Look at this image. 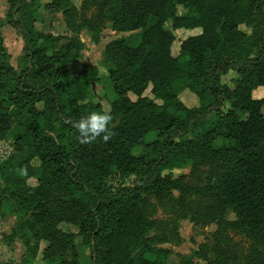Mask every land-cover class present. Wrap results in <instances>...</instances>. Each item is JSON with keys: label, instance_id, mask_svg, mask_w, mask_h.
Returning <instances> with one entry per match:
<instances>
[{"label": "trees", "instance_id": "16d2710c", "mask_svg": "<svg viewBox=\"0 0 264 264\" xmlns=\"http://www.w3.org/2000/svg\"><path fill=\"white\" fill-rule=\"evenodd\" d=\"M31 1L7 0L9 24L23 41L19 72L0 31V141L17 120L25 132L16 140L32 147L31 153L20 149L18 157L9 156L1 166L7 175L0 193L10 205L7 214L16 218L11 236L22 239L24 264L34 263L41 239L50 243L43 260L65 264L52 259L53 246H71L76 264V237L91 248V264H168L151 247L148 223L131 200L140 188H158L169 179L163 171L182 161L173 139L191 133L223 106L228 89L222 78L230 71L242 76L239 108L247 116L231 120L220 136L234 140L244 154L217 188L243 225L253 231L264 227V92L260 99L251 97L252 89L264 87V0H106L105 20L134 33L131 43L113 41L114 59L121 61L123 72L109 70L111 138H97L93 149L79 142L71 121L105 111L90 102L92 84L100 81L98 67L83 63L79 73L71 74L66 64L81 58L84 42L67 38L62 43L63 36L37 30ZM71 5L51 0L45 9L65 12ZM150 18L155 21L147 24ZM168 20L171 29L163 27ZM2 22L0 18V28ZM176 29L198 31L180 41L174 56ZM147 88L153 97L143 95ZM185 89L197 96L198 106L182 104L179 94ZM53 122L66 132L65 141L57 142L45 131ZM150 133L157 139L139 159L134 150L145 145ZM114 172L122 178L115 187L108 183ZM29 177L35 178L32 187ZM61 223L77 232L63 231Z\"/></svg>", "mask_w": 264, "mask_h": 264}, {"label": "rangeland", "instance_id": "374dc122", "mask_svg": "<svg viewBox=\"0 0 264 264\" xmlns=\"http://www.w3.org/2000/svg\"><path fill=\"white\" fill-rule=\"evenodd\" d=\"M1 1L2 26L6 27L1 34L6 51L10 54V62L19 72L23 41L8 24V7L5 6V9L1 10ZM50 1H31L32 7L36 9V29L63 36L62 43L67 41V38H78L84 42L81 58L68 62L66 67L74 75L79 73L83 63L95 64L100 81L92 84L93 97L90 102L100 104L102 109H109L107 92L113 87L109 70L117 69L116 71L123 72L121 61L116 57L114 59L116 44L113 41L123 38L131 43L130 35L134 32L119 31L117 25L105 20L109 7L106 0H69L72 5L65 12H51L45 9V4ZM180 11L181 8L178 9V12ZM154 21V18H150L147 24ZM163 27L171 29V21H166ZM241 29L247 31L245 26H241ZM197 31L176 29V39L171 46L172 55H177L182 39ZM94 39L98 41L93 43ZM241 81L242 76L234 71L223 76L222 82L228 89L223 106L218 111L208 113L191 133L173 139L175 149L181 152L182 161L171 170L163 171L164 175L169 174V179L158 188H140L132 197L131 202L148 223L146 237L151 247H154L168 264H264V227L253 231L243 225L234 208L217 188V181L236 170L244 154L238 151L234 140L220 136L231 120L245 119L247 116V113L239 108ZM149 90L150 88H147L143 95L153 97ZM262 91L264 92L262 86L252 89L251 97L262 98ZM129 96L133 100L136 99L132 93H129ZM179 99L187 107L199 105L197 96L187 89L179 94ZM9 112L13 114L14 108L11 107ZM45 131L57 142L66 139V132L57 122L48 123ZM24 132L25 129L16 120L7 137L0 141V191L7 175L6 170L1 168L3 162L9 156L18 157L20 149H23L25 154L32 152L31 144L22 146L16 140V136ZM156 139L155 133L148 134L145 145L136 148L134 154L139 159L142 158L150 152V143ZM96 145L97 140L90 143L91 149ZM207 145L212 150L218 148L220 152L212 154ZM262 145L254 151H260ZM33 164H37V160H34ZM26 181L31 187L35 185L33 177ZM120 182L122 178L117 172L111 174L108 179L109 185L114 187ZM62 200L67 201L65 197ZM9 206L0 193V264H24L27 253L24 252L22 239H14L11 236L16 218L7 214ZM60 228L63 231L77 232L76 227L67 223H61ZM30 241L35 243L32 238ZM79 241V237L73 239L77 247L76 264H91V248L80 247ZM38 243L39 251L33 264H49L48 260L42 259L43 251L50 245L48 239H41ZM70 247L58 249L53 246L52 259H64L65 264H75Z\"/></svg>", "mask_w": 264, "mask_h": 264}, {"label": "clouds", "instance_id": "9594fccd", "mask_svg": "<svg viewBox=\"0 0 264 264\" xmlns=\"http://www.w3.org/2000/svg\"><path fill=\"white\" fill-rule=\"evenodd\" d=\"M112 116L109 111L96 112L92 111L80 117L76 121H71L72 127L78 133V140L82 144L95 142L97 138L108 141L111 138L109 128ZM22 174L26 169H21Z\"/></svg>", "mask_w": 264, "mask_h": 264}, {"label": "crops", "instance_id": "0c3cea01", "mask_svg": "<svg viewBox=\"0 0 264 264\" xmlns=\"http://www.w3.org/2000/svg\"><path fill=\"white\" fill-rule=\"evenodd\" d=\"M1 4H2V6H3V7H2L3 9H1V10H4V9H5V6H7V0H2V1H1ZM1 16H2V15L0 14V18H1ZM8 24H9V23H8ZM9 25H10V24H9ZM3 26H4V25H3ZM3 26H2V28H0V31L6 30V27H3ZM35 27H36V25H35ZM43 32H45V31H43ZM258 87H260V86H258ZM263 88H264V87H263ZM259 92H261V91L259 90ZM262 92H263V91H262ZM262 94H263V93H262ZM80 247H82V248H87L88 246L85 247L84 245H81Z\"/></svg>", "mask_w": 264, "mask_h": 264}]
</instances>
